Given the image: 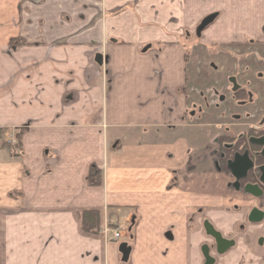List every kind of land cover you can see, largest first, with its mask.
Instances as JSON below:
<instances>
[{
	"label": "crops",
	"instance_id": "crops-1",
	"mask_svg": "<svg viewBox=\"0 0 264 264\" xmlns=\"http://www.w3.org/2000/svg\"><path fill=\"white\" fill-rule=\"evenodd\" d=\"M140 1L53 30L39 41L66 43L26 51L33 62L13 70V124L0 130L21 147L0 169V264H198V210L217 226L242 219L241 199L206 153L198 159L207 144L190 130L264 118V0ZM231 76L251 82L253 107L232 101ZM214 87L228 99L208 108ZM91 165L101 186L86 181ZM90 211L94 232L81 220Z\"/></svg>",
	"mask_w": 264,
	"mask_h": 264
},
{
	"label": "flooded vegetation",
	"instance_id": "flooded-vegetation-1",
	"mask_svg": "<svg viewBox=\"0 0 264 264\" xmlns=\"http://www.w3.org/2000/svg\"><path fill=\"white\" fill-rule=\"evenodd\" d=\"M249 73L254 74L252 71ZM256 75H259L257 81L264 79L260 76L261 74ZM252 78L255 79V77ZM226 84L229 89L227 93L232 95V101L239 109L251 108L257 102L254 99L251 82L241 85L237 76H231L226 79ZM226 95L216 87L207 91L205 100L208 102V108H219L227 101ZM231 118L239 124H230L233 122H228L229 120L224 118L210 126L212 136L208 141L206 154L211 164L210 167L228 178V190L237 194L241 199L240 204L234 209L242 219L228 221L223 226H217L216 219L204 217L200 220L199 215L202 214V210H198L197 220L200 224L197 229L198 240H200L198 264H264V182L261 180L262 177L264 178V156L262 155L264 147L252 143V140L264 139V118L253 123L240 122L238 115H232ZM230 127H240L241 130L238 128L240 131L236 130L237 132L233 133ZM214 145L216 147L213 149ZM244 154L248 155L251 167L243 177L237 180L229 170V166L236 155L243 156ZM247 185L256 186V191L260 192L259 195L254 196L247 193L245 191ZM244 205L248 207V212L245 214L243 213ZM205 224H209L226 242L218 245L215 238L207 232Z\"/></svg>",
	"mask_w": 264,
	"mask_h": 264
},
{
	"label": "rangeland",
	"instance_id": "rangeland-1",
	"mask_svg": "<svg viewBox=\"0 0 264 264\" xmlns=\"http://www.w3.org/2000/svg\"><path fill=\"white\" fill-rule=\"evenodd\" d=\"M140 3V0H0V69L3 70L0 77V118H5L4 122L0 120V126L13 124V115L7 113L8 103L11 100L10 92L7 91L12 88L13 70L17 68L23 70L28 67L30 61L33 62V59L30 58L34 57L33 53L28 55L26 51L45 52L65 44V41L44 43L39 40L54 39L53 33L62 34L63 32L59 30L65 29L67 23L72 25L76 23L75 20L80 22L89 19L93 14H98L100 10L107 12L115 9L131 10L137 6L139 8ZM106 62V58H100L98 65L105 66ZM4 72L6 73L5 77H3ZM1 89H4L5 94L2 93ZM3 114L4 118L2 117ZM199 123L202 124L203 122H198L197 128L190 131L196 134L200 142L204 144L206 142L209 146L206 138L212 129L202 128ZM238 128L240 129V127H230L229 129L236 133L241 130ZM17 143L18 140L12 133H5L4 136H0V169H2V165L11 163L14 159L13 154L20 152ZM215 147L214 145L213 149ZM204 149H198V159L205 155ZM204 166H209L208 162L203 163L201 167ZM10 194L18 195L14 192ZM120 223L123 225L124 220H121ZM121 242H125V239L122 238Z\"/></svg>",
	"mask_w": 264,
	"mask_h": 264
},
{
	"label": "water",
	"instance_id": "water-1",
	"mask_svg": "<svg viewBox=\"0 0 264 264\" xmlns=\"http://www.w3.org/2000/svg\"><path fill=\"white\" fill-rule=\"evenodd\" d=\"M216 17H217V14H211V15L205 17L201 21L199 26L197 27L196 33L198 35H200L211 23H213V21L215 20ZM252 141H251L252 143L264 147V139L255 140V141L252 140ZM262 155L264 156V150L262 152ZM250 167H251V161L249 160L247 154H244L243 156L236 155L234 161L230 163L229 170L231 171L232 175L237 180H239L241 177H243V175L246 173V171ZM239 172L242 174V176H240L241 174H239ZM261 180L264 182L263 177L261 178ZM256 190H257L256 186L247 185L245 187V191L247 193L253 194L254 196H258L260 192L258 193V191H256ZM205 228H206L207 232L215 238L218 245H221V244H223V242H226V241L222 240L220 235L217 232H215L209 224H205ZM120 252L123 256V261L126 262L128 260L129 254H130V248H128L125 244H123L120 248ZM207 260H208V258H207Z\"/></svg>",
	"mask_w": 264,
	"mask_h": 264
},
{
	"label": "trees",
	"instance_id": "trees-1",
	"mask_svg": "<svg viewBox=\"0 0 264 264\" xmlns=\"http://www.w3.org/2000/svg\"><path fill=\"white\" fill-rule=\"evenodd\" d=\"M5 133H8L6 130H0V136H4ZM4 143V142H3ZM18 146L17 148L19 149L21 147L20 141H18ZM19 154H13V157H17ZM86 181L89 186L93 187H98L102 185L103 182V177H102V172L100 169L97 168L95 165H91L89 168L88 175L86 177ZM81 220L83 223V229L86 232H94L97 231L98 226H99V214L94 211L90 212H84L81 215Z\"/></svg>",
	"mask_w": 264,
	"mask_h": 264
},
{
	"label": "built area",
	"instance_id": "built-area-1",
	"mask_svg": "<svg viewBox=\"0 0 264 264\" xmlns=\"http://www.w3.org/2000/svg\"><path fill=\"white\" fill-rule=\"evenodd\" d=\"M110 232H112V237L114 240H119L122 238V230L119 227H115L110 229Z\"/></svg>",
	"mask_w": 264,
	"mask_h": 264
}]
</instances>
